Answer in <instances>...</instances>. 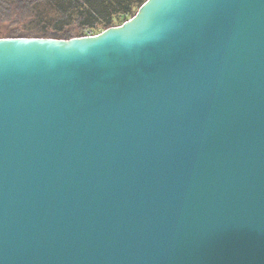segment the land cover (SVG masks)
Instances as JSON below:
<instances>
[{"label":"water","instance_id":"obj_1","mask_svg":"<svg viewBox=\"0 0 264 264\" xmlns=\"http://www.w3.org/2000/svg\"><path fill=\"white\" fill-rule=\"evenodd\" d=\"M0 264H264V0L0 38Z\"/></svg>","mask_w":264,"mask_h":264},{"label":"trees","instance_id":"obj_2","mask_svg":"<svg viewBox=\"0 0 264 264\" xmlns=\"http://www.w3.org/2000/svg\"><path fill=\"white\" fill-rule=\"evenodd\" d=\"M146 1L0 0V38L70 40L84 37V33L93 32L99 25L105 30L121 26L137 14ZM45 10L51 18L43 16ZM58 25L60 27H55Z\"/></svg>","mask_w":264,"mask_h":264},{"label":"rangeland","instance_id":"obj_3","mask_svg":"<svg viewBox=\"0 0 264 264\" xmlns=\"http://www.w3.org/2000/svg\"><path fill=\"white\" fill-rule=\"evenodd\" d=\"M46 12H47V10H45V15H43V16H46V18H48V19L51 18V16L47 15ZM46 21L49 22L48 20H46ZM43 26L46 29H52V27H53L51 25H43ZM55 27H60V25L55 26ZM67 28H72V27H67ZM53 29H54V27H53ZM103 31H105V29L99 25V27L97 26L96 29L93 30V32L84 33V37H86V36H95V35H98V34L102 33Z\"/></svg>","mask_w":264,"mask_h":264}]
</instances>
